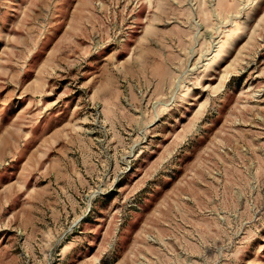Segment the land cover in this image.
<instances>
[{
    "label": "rangeland",
    "instance_id": "rangeland-1",
    "mask_svg": "<svg viewBox=\"0 0 264 264\" xmlns=\"http://www.w3.org/2000/svg\"><path fill=\"white\" fill-rule=\"evenodd\" d=\"M0 264H264V0H0Z\"/></svg>",
    "mask_w": 264,
    "mask_h": 264
}]
</instances>
